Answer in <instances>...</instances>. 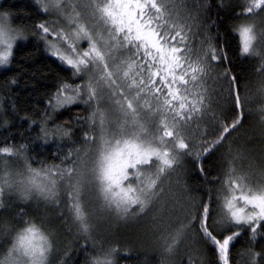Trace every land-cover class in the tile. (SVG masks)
I'll return each mask as SVG.
<instances>
[{
	"label": "snow or ice",
	"instance_id": "1",
	"mask_svg": "<svg viewBox=\"0 0 264 264\" xmlns=\"http://www.w3.org/2000/svg\"><path fill=\"white\" fill-rule=\"evenodd\" d=\"M37 3L46 15L35 25L36 35L48 54L78 78L60 84L48 100L45 120L61 109L83 104L91 110L85 118L90 127L80 147L64 154L56 145L53 155L59 163L37 167L28 163L26 175L20 173L15 181L0 177V207L7 189L25 202L36 199L59 208L63 188L68 211L89 237L86 200L90 194L104 213L120 219L144 216L160 202L164 179L191 159L209 192L195 212L189 210L183 218L177 215L161 228L165 251L172 253L195 231L219 264H231L230 251L242 234H250L253 241L264 236V182L254 184L239 174L235 158L229 160L223 178L203 167L204 157L222 147L241 126L247 97H241L237 78L229 70L216 73L229 82L235 115L229 121L225 115L212 113L205 123L212 112L208 79L228 57L207 41L206 47L196 44L197 16L187 11V5L177 8L179 0ZM49 14L56 17L51 22ZM254 15H264V0H245L241 16ZM237 32L241 55L260 56L264 30L244 24ZM18 39H23L22 33L14 30L7 14L0 13V66L11 63ZM257 71L264 74V64ZM260 111L264 113V108ZM72 131L60 125L40 128L45 143L70 136ZM25 149L26 145L0 146V156L19 158ZM179 212L185 210L181 207ZM18 224L15 229H0V264H55V240L43 222L21 219ZM113 251L101 248L92 264H112Z\"/></svg>",
	"mask_w": 264,
	"mask_h": 264
},
{
	"label": "trees",
	"instance_id": "2",
	"mask_svg": "<svg viewBox=\"0 0 264 264\" xmlns=\"http://www.w3.org/2000/svg\"><path fill=\"white\" fill-rule=\"evenodd\" d=\"M181 4H186L187 11L197 16L196 44L206 47L204 42L207 41L222 49L228 57L219 67H214L208 79L212 112L205 118V123L212 113L225 115L229 121L235 115L229 82L217 77L216 73L229 70L237 78L239 94L242 98L247 97L241 126L233 130L222 147L204 157V169L212 176L223 178L229 160L242 158V155H228L230 146L240 147V142L249 139L252 147H261L264 152V113L260 111L264 108V91L261 90L264 74L257 71L264 64V47L258 48L260 56H242L237 32L244 24H253L258 32L264 30V15H254L248 19L242 17L245 0H179L177 8ZM0 13L7 14L12 26L26 34L25 39L14 46L9 67L0 66V146L16 149L26 145L19 158L0 156V177L7 171L12 177L14 170L26 175L28 163L33 167L59 163V159L53 155L57 144L64 154L68 149L80 147L83 135L90 127L85 118L91 110L83 104L72 105L52 113L51 119L45 120L48 100L60 84L72 83L78 78L71 75V69L48 54L46 44L36 35L39 30L35 25L43 22L46 15L37 0H2ZM49 17V22L55 19L50 14ZM76 108L81 111H76ZM76 117L80 118L79 122ZM45 125H60L73 131L70 136H57L45 143L40 132ZM192 139L198 142L194 137ZM215 187L217 190L220 188L219 185ZM163 188L160 202L144 216L120 219L101 211L118 223L115 227H106L102 232L95 222V211L100 210L99 204L95 195L90 194L86 200L91 223L89 237H85L79 223L68 211L63 188L59 208L36 199L25 202L18 194H10L6 189L3 207H0V229H15L19 227L21 219L42 221L55 240L56 249L52 257L55 264H92L101 248L114 249L112 264H191L192 261L196 264H219L216 255L200 241L195 231L183 238L172 253L165 251L160 235L161 228L166 226L168 220L175 221L177 215L183 218L189 210L195 212L200 202L206 199L209 186L196 164L191 159H185L176 172L164 179ZM181 207L185 212H179ZM174 208L177 209L175 213ZM162 220L163 224L160 223ZM230 262L264 264V236L253 241L250 234H242L230 251Z\"/></svg>",
	"mask_w": 264,
	"mask_h": 264
},
{
	"label": "rangeland",
	"instance_id": "3",
	"mask_svg": "<svg viewBox=\"0 0 264 264\" xmlns=\"http://www.w3.org/2000/svg\"><path fill=\"white\" fill-rule=\"evenodd\" d=\"M2 1V0H0ZM52 18H56L54 14H50ZM10 19V18H9ZM11 21V19H10ZM12 24V23H11ZM13 27V26H12ZM14 28V27H13ZM15 31L22 33L23 39H25V33H23L20 30H17L14 28ZM23 39H18L15 43V45ZM256 42H254L255 44ZM14 50V49H13ZM9 67V65L7 66ZM252 144V143H251ZM249 142V139H245L242 142H240V147L230 146L228 155H242V158L240 160L237 157V159H234V166L237 170V172L249 179L250 182L256 184L264 182V157L261 152H263V148H258L257 146L252 147V145ZM238 150L242 151L239 152ZM260 151V152H259ZM264 153V152H263ZM259 155H262L259 157ZM7 167V166H6ZM11 169H14L11 167ZM7 171V170H6ZM13 173L12 177L9 175V171L5 174L2 173L1 177L11 178L14 181L19 179V174L22 172H16ZM16 196V195H15ZM19 197V196H18ZM35 200V199H33ZM32 201V200H30ZM96 212V218L95 222L97 224V227L100 232H102L103 229H105L108 226H114L118 224L116 221L109 219L107 216L102 214L101 210L95 211Z\"/></svg>",
	"mask_w": 264,
	"mask_h": 264
}]
</instances>
